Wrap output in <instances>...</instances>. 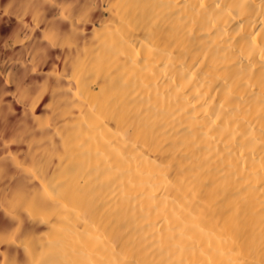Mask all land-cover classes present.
Listing matches in <instances>:
<instances>
[{
	"label": "bare ground",
	"instance_id": "bare-ground-1",
	"mask_svg": "<svg viewBox=\"0 0 264 264\" xmlns=\"http://www.w3.org/2000/svg\"><path fill=\"white\" fill-rule=\"evenodd\" d=\"M0 264H264V0H0Z\"/></svg>",
	"mask_w": 264,
	"mask_h": 264
}]
</instances>
